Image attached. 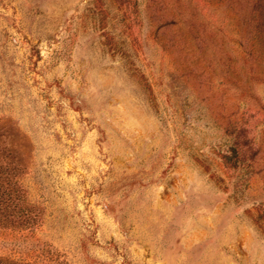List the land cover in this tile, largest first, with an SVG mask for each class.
I'll return each mask as SVG.
<instances>
[{"label": "rangeland", "instance_id": "obj_1", "mask_svg": "<svg viewBox=\"0 0 264 264\" xmlns=\"http://www.w3.org/2000/svg\"><path fill=\"white\" fill-rule=\"evenodd\" d=\"M0 264H264V0H0Z\"/></svg>", "mask_w": 264, "mask_h": 264}]
</instances>
